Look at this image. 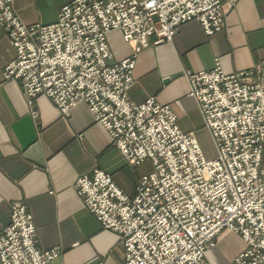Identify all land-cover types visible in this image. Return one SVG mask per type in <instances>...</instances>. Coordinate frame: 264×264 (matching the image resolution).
I'll return each instance as SVG.
<instances>
[{"label": "built area", "instance_id": "2783aa9c", "mask_svg": "<svg viewBox=\"0 0 264 264\" xmlns=\"http://www.w3.org/2000/svg\"><path fill=\"white\" fill-rule=\"evenodd\" d=\"M238 1L69 0L56 21L28 24L14 10V0H0V25L16 50L4 80L20 83L34 121L38 96L49 97L66 116L83 101L128 165L152 162L132 194L100 167L75 182L86 208L123 241L125 264H209L207 251L225 229L245 242L230 264H264L260 69L227 73L216 58L211 69L186 72L189 94L217 148L214 160L204 158L193 131L181 129L171 105L155 96L141 103L129 96L137 56L152 35L157 44L171 41L191 20L215 34ZM112 30L133 45L132 55L114 60ZM62 251L41 249L27 204H13L0 232V264H47Z\"/></svg>", "mask_w": 264, "mask_h": 264}, {"label": "crops", "instance_id": "0c3cea01", "mask_svg": "<svg viewBox=\"0 0 264 264\" xmlns=\"http://www.w3.org/2000/svg\"><path fill=\"white\" fill-rule=\"evenodd\" d=\"M67 1L14 0L13 6L25 23H52ZM108 40L114 60L132 55L133 47L120 31L109 32ZM155 40L152 36L137 56L130 99L141 103L155 96L161 104H170L186 132L197 134L205 127L198 103L189 94L186 72L211 69L220 58L227 73L260 69L264 85V0H240L227 12L223 30L211 36L199 22L190 21L173 41ZM15 56L0 25V232L13 204L23 202L34 218L37 245L63 250L47 264H125L123 241L86 208L75 182L100 167L132 194L145 172L128 165L83 101L66 116L49 97L38 96L37 124L20 83L4 80V67ZM244 248L241 235L225 229L206 258L209 264H230Z\"/></svg>", "mask_w": 264, "mask_h": 264}, {"label": "rangeland", "instance_id": "374dc122", "mask_svg": "<svg viewBox=\"0 0 264 264\" xmlns=\"http://www.w3.org/2000/svg\"><path fill=\"white\" fill-rule=\"evenodd\" d=\"M240 1V0H239ZM238 1V2H239ZM238 2L235 4V6L238 4ZM232 8V7H231ZM227 12H228V10H226V14H227ZM59 13V12H58ZM225 17H226V15H225ZM224 20H225V18H224ZM191 21H196V20H191ZM190 22V21H189ZM198 22V21H197ZM187 23V22H186ZM200 23V22H199ZM185 23H183V24H181V26H180V29H181V27L184 25ZM201 25V24H200ZM202 27V26H201ZM224 28V27H223ZM180 29H179V32H180ZM203 29V28H202ZM223 30V29H222ZM221 30V31H222ZM112 31H114V30H112ZM118 31H120V30H118ZM204 31V30H203ZM220 31V32H221ZM121 32V31H120ZM122 33V32H121ZM205 33V32H204ZM218 33V32H217ZM206 34V33H205ZM216 34V33H215ZM178 35V34H177ZM176 35V36H177ZM207 36H211V35H208V34H206ZM213 35V34H212ZM123 36V35H122ZM152 36H155L156 37V35H152ZM151 36V37H152ZM175 36V37H176ZM150 37V38H151ZM149 38V39H150ZM156 40H157V37H156ZM156 40H155V42H156ZM174 40V39H173ZM173 40H171V41H173ZM166 41H169V40H166ZM170 41V42H171ZM154 42V43H155ZM163 42H165V41H163ZM155 44H157V43H155ZM159 44V43H158ZM132 45V44H131ZM149 46V45H148ZM147 46V47H148ZM132 47H133V45H132ZM147 47H145V48H147ZM145 48H143L142 50H144ZM258 78H259V74H258V76H257ZM255 79H256V77H255ZM257 80H259V82L262 84V82L260 81V78L259 79H257ZM263 85V84H262ZM170 105V104H169ZM188 132H191V131H188ZM194 132V131H193ZM194 134H195V132H194ZM196 135V138L198 139V142H199V144H200V147H201V151H202V154H203V156H204V158L206 159V160H214V159H216L217 158V155H218V153H217V148H216V145H215V142H214V140H213V138H212V136H211V134H210V132H209V130L206 128V127H204L203 129H201L200 130V132L199 133H197V134H195ZM112 137V136H111ZM113 140V139H112ZM138 167V170L139 171H141V172H145V173H147V172H149V171H151L152 169H153V166H152V162H151V160H149V159H147L142 165H140V166H137ZM134 168H136V167H134ZM144 173V174H145ZM112 174V173H111Z\"/></svg>", "mask_w": 264, "mask_h": 264}, {"label": "bare ground", "instance_id": "6f19581e", "mask_svg": "<svg viewBox=\"0 0 264 264\" xmlns=\"http://www.w3.org/2000/svg\"><path fill=\"white\" fill-rule=\"evenodd\" d=\"M111 32V31H110ZM109 34V33H108ZM122 35H123V33H122ZM124 38V37H123ZM131 44V43H130ZM130 90V89H129Z\"/></svg>", "mask_w": 264, "mask_h": 264}]
</instances>
